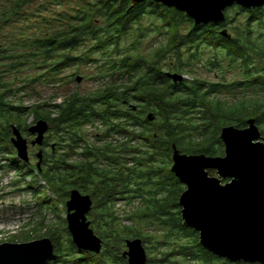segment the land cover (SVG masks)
I'll return each instance as SVG.
<instances>
[{"label": "trees", "instance_id": "obj_1", "mask_svg": "<svg viewBox=\"0 0 264 264\" xmlns=\"http://www.w3.org/2000/svg\"><path fill=\"white\" fill-rule=\"evenodd\" d=\"M0 1V184L14 173V192L31 196L15 214L34 210L38 217L22 240L50 239L47 264H128L126 243L134 239L142 240L148 264H231L185 226L179 204L186 187L171 172L173 148L224 157L223 129H242L254 118L264 141V83L251 103L218 97L221 90L232 95L226 85L232 58L244 64L264 58V7L233 6L224 22L195 25L151 0ZM241 17L229 35L221 34ZM84 65H96L94 78L104 86L59 104L40 100L37 85L74 82ZM198 67L219 81L201 78ZM168 73L184 80L174 83ZM32 97L39 102L27 105ZM30 118L50 125L40 170L22 163L11 143L13 127L28 136ZM94 131L102 147L90 145ZM75 190L93 200L88 221L103 242L99 255L78 250L62 217Z\"/></svg>", "mask_w": 264, "mask_h": 264}, {"label": "water", "instance_id": "obj_2", "mask_svg": "<svg viewBox=\"0 0 264 264\" xmlns=\"http://www.w3.org/2000/svg\"><path fill=\"white\" fill-rule=\"evenodd\" d=\"M148 0H133L138 5ZM185 13L195 25L219 24L225 21V11L233 6L245 10L264 7V0H151ZM226 36L225 33H222ZM174 83L184 77L166 74ZM77 82L81 78H76ZM136 110V109H133ZM154 121L152 114L148 115ZM248 128H225L221 140L225 156L211 158L205 155L188 156L174 146L171 172L186 191L179 206L186 227L200 235V245L217 258L229 263L264 264V143L255 120L247 122ZM50 125L40 120L28 129L36 136L33 147H42ZM239 135H232V134ZM11 143L17 158L30 164L29 141L13 127ZM40 170L43 152L36 155ZM216 171L217 177H210ZM223 181H229L222 185ZM93 200L75 190L66 203V223L73 244L82 252L99 255L103 242L95 235L88 221ZM124 258L128 264H147L148 256L142 240L126 243ZM54 254L50 239L24 244L0 245V264H47Z\"/></svg>", "mask_w": 264, "mask_h": 264}, {"label": "rangeland", "instance_id": "obj_3", "mask_svg": "<svg viewBox=\"0 0 264 264\" xmlns=\"http://www.w3.org/2000/svg\"><path fill=\"white\" fill-rule=\"evenodd\" d=\"M2 3L3 2L0 1V4ZM243 19L245 20L244 17H241L240 19H238V22L233 23L232 24L233 26L230 25L229 28H232V27L234 28L235 26H238L239 22L243 21ZM95 66L96 65H92V66L84 65L81 68V72L78 74V77L81 78L80 82H77L74 80V82L71 81L70 83L64 86H59L56 88L37 85L36 89L38 92V97H40V100H44L46 102H50L52 101V99L57 98L56 103L59 104L65 99V97L69 96L70 94L79 93L81 95H88L91 93H95L98 90V88L104 86V83H105V80H98V79L95 80L94 77H95V74L97 73V71H95ZM65 71H66L65 74L72 72L71 69L70 70L67 69ZM92 71L94 73L93 75L91 74ZM196 71H198L201 78H204L210 82L217 83L219 81V79L213 73H209L202 68L198 67L196 68ZM26 74L30 76L32 75L31 72L29 73L27 72ZM65 74L63 75L69 76ZM185 78L187 80H192V78L189 76H186ZM227 78L231 79L230 73L227 74ZM33 86L27 88L26 93H28V95L31 94ZM221 92L222 93L218 95V97L223 98V100L226 99L228 103H233V102L235 103V101L232 99V95H227L224 90H221ZM37 98L32 97L31 98L32 100L27 99L28 100L27 105H32L34 103L39 102ZM28 122H29V125L32 126L33 119L30 118ZM93 134L95 136L97 134L96 131H94ZM92 142L94 144L97 143L98 142L97 138L96 139L92 138ZM32 162L34 163V165L37 164V160L35 158H33ZM4 175H3L2 184H0L2 186V190H4V192H0V195L5 194L2 201H0V204L1 202L2 204H4L2 205L1 210H0V212L3 211V213L0 215V233H3L0 235V245L2 244H24V243H27L26 241L22 240V234L25 228L27 227L28 224L34 223L38 219V217L37 216L35 217L34 210L33 212L31 211L26 212L25 216L15 214V212L18 211V208H20L21 206H25L23 205L24 202H31V196L28 197L24 193L17 194L14 192L15 189L11 185H9L11 178L14 176V173L6 174V176ZM66 215L67 213H64L62 214V217L66 218ZM36 241H39V240H36Z\"/></svg>", "mask_w": 264, "mask_h": 264}, {"label": "flooded vegetation", "instance_id": "obj_4", "mask_svg": "<svg viewBox=\"0 0 264 264\" xmlns=\"http://www.w3.org/2000/svg\"><path fill=\"white\" fill-rule=\"evenodd\" d=\"M220 32H221V34L225 33L226 35H229L230 34V28L229 27L224 28ZM246 59L250 60V62H248V64H244L243 61H245V60H242L241 58H232L233 62L229 65L231 79L227 78V84L226 85L229 84V86H231L230 89H231V93H232V99L235 101L236 105L239 103L240 100H244L246 103H251L252 101H254V98H253L254 94L262 93L261 87L264 83V58H246ZM249 69H252L254 72L250 75H247V72L249 71ZM254 79H257V80L255 81ZM253 120H255V125L259 130L260 137H261L260 141L262 143H264L263 138H262L261 129L258 126L256 119L254 118ZM34 124H32V125H34ZM248 127H249L248 124H246V127L242 128V129H238V130H245ZM24 138L29 141L30 165H34V163L32 162L34 156H36L39 153V151H42V152L47 151L46 150L47 149V141H46L47 134H46L45 141H44L42 147L31 146V143L35 140L36 136H32L28 133V136L24 137ZM96 138L101 139L100 135H96ZM90 145H94V143L92 142V143H90ZM96 145L98 147H102L104 145V141L98 140ZM83 146H84V144L80 145V147H79L80 149H79L78 153L82 152ZM76 159L80 160V157H77ZM209 175H210V177H217L218 178L216 171H209ZM227 183H229V181H223L222 185H226Z\"/></svg>", "mask_w": 264, "mask_h": 264}, {"label": "snow or ice", "instance_id": "obj_5", "mask_svg": "<svg viewBox=\"0 0 264 264\" xmlns=\"http://www.w3.org/2000/svg\"><path fill=\"white\" fill-rule=\"evenodd\" d=\"M232 135H239V134H235V133H234V134H232Z\"/></svg>", "mask_w": 264, "mask_h": 264}]
</instances>
